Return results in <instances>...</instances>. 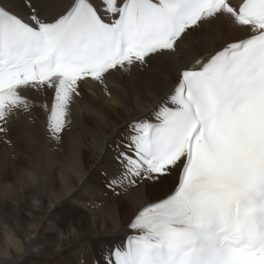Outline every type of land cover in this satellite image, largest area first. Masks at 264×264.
I'll return each mask as SVG.
<instances>
[{
  "label": "snow or ice",
  "instance_id": "obj_1",
  "mask_svg": "<svg viewBox=\"0 0 264 264\" xmlns=\"http://www.w3.org/2000/svg\"><path fill=\"white\" fill-rule=\"evenodd\" d=\"M26 5L27 19L0 5V133L30 110L24 91L51 90L48 132L57 142L86 78L103 85L110 70L174 51L189 29L221 15L246 33L182 70L154 122L129 125L110 186L173 172L176 185L134 217V235L106 259L264 264V0H101L100 11L93 0H69L51 21Z\"/></svg>",
  "mask_w": 264,
  "mask_h": 264
},
{
  "label": "bare ground",
  "instance_id": "obj_2",
  "mask_svg": "<svg viewBox=\"0 0 264 264\" xmlns=\"http://www.w3.org/2000/svg\"><path fill=\"white\" fill-rule=\"evenodd\" d=\"M68 3L31 0L32 8L49 21ZM0 5L24 19L32 10L26 0H0ZM199 26L189 29L174 51L154 54L146 64L134 63L128 70H110L103 85L81 81L59 142L48 132L52 91L22 93L30 110L15 113L7 134L0 133V264H105L113 245L130 234L135 214L173 191L176 172L174 184L172 175L131 186L110 182L122 171L119 157L127 151L129 125L152 118L179 73L214 53L209 38L221 47L246 38L221 15L206 26L208 39L198 35L190 40ZM101 179L109 185L101 186ZM149 182L154 183L150 189L169 191L150 202L145 192ZM120 201L127 202L126 214ZM75 211L88 216L81 218Z\"/></svg>",
  "mask_w": 264,
  "mask_h": 264
},
{
  "label": "rangeland",
  "instance_id": "obj_3",
  "mask_svg": "<svg viewBox=\"0 0 264 264\" xmlns=\"http://www.w3.org/2000/svg\"><path fill=\"white\" fill-rule=\"evenodd\" d=\"M30 11H32V10H30ZM210 20V19H209ZM215 21V18H213V19H211L210 21H208L207 23H204V24H202V25H200L198 28H196L195 30H193L192 32H191V34H190V40H192L194 37H197L198 35H203L206 39H208L209 38V34H207L206 33V26H209L210 24H212L213 22ZM211 38V37H210ZM209 38V43H210V46H214V49H215V51H217L219 48L221 49V48H223V47H226L227 45H225V46H220V44L218 45V44H216L214 41H213V39H210ZM188 40H189V37H188ZM215 43V44H214ZM214 51V52H215ZM187 68H189V67H187ZM186 68V69H187ZM127 150V149H126ZM98 173H99V171H98ZM102 174V173H101ZM172 176H173V174H172ZM173 184L175 183V177L173 176ZM166 180H168V179H166ZM101 181H102V179H101ZM162 182H164V181H162ZM102 183L103 184H100L101 186H108L109 185V183L108 182H106V181H102ZM166 183V182H165ZM152 184H154V183H148V186H146L145 187V192H146V196H148L149 198H150V202H153V201H156L157 199H160L161 197H163V195H165V194H167L166 192L167 191H169L168 189H166L165 191L164 190H159V191H155L154 189H150L149 187H152L151 185ZM159 192H163V193H161V194H163L162 196H158V193ZM161 194H159V195H161ZM127 202L126 201H120L119 203H118V205H119V208L121 209V211H122V213H123V211H124V213L126 214V208H127V204H126ZM75 214H77V216H79V217H81V218H83V217H86V216H88L87 214L85 215V214H83V213H80V214H78L76 211H75ZM43 231H45V229H43ZM108 256V255H107ZM74 264H77V262H75ZM78 264H83V261H80Z\"/></svg>",
  "mask_w": 264,
  "mask_h": 264
}]
</instances>
